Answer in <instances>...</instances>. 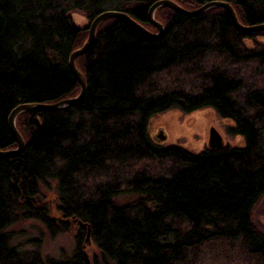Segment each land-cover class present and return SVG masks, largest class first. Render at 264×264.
<instances>
[{"label":"trees","instance_id":"16d2710c","mask_svg":"<svg viewBox=\"0 0 264 264\" xmlns=\"http://www.w3.org/2000/svg\"><path fill=\"white\" fill-rule=\"evenodd\" d=\"M161 0H0V151L16 149L8 128L21 105L54 104L80 87L68 59L101 13L127 14L150 32ZM187 11L229 3L247 27L264 24V0H170ZM154 18L157 39L110 19L75 61L84 98L59 111L24 112L26 146L0 159V264H264V228L253 221L264 199V45L247 41L223 9L198 17L168 8ZM211 109L229 120L242 148L191 154L149 137L151 117ZM52 189L54 211L28 198ZM40 224L54 238L75 229L64 259L42 256V237L18 241L10 228ZM79 223L85 224L82 228ZM89 229V245L85 242ZM18 243L14 246V243Z\"/></svg>","mask_w":264,"mask_h":264},{"label":"rangeland","instance_id":"374dc122","mask_svg":"<svg viewBox=\"0 0 264 264\" xmlns=\"http://www.w3.org/2000/svg\"><path fill=\"white\" fill-rule=\"evenodd\" d=\"M71 17L75 25L79 28H86L90 24L81 13H74ZM152 33H156V30ZM246 45L248 48H251L254 45H264V35L257 36L252 41H247ZM261 86L264 87V82ZM210 128H214L221 136L225 147H243L244 144L241 137H230L227 134L228 128H234L233 123L229 120L220 119L211 109H203L190 114H182L177 110H171L163 114L155 115L149 120L148 134L155 143L161 144L164 147H179L191 154L198 155L207 149ZM158 136H162L164 139H158ZM53 188L54 185H51L50 190L41 187L40 194L33 198V202L51 205V209L54 211L56 198L55 193L52 190ZM253 221L259 227L264 228V199L261 200L259 205L255 208ZM9 231L21 235L14 240V242L18 241L23 245V247L20 248L23 252H30L34 249L31 246L24 247V239H35L39 238L41 235V252L45 259H64L65 257L70 256L74 250L75 229L70 230V232L66 234L51 238L40 224L32 221H24L18 225H13ZM13 245L17 246L18 243H14ZM82 253H86L91 263V249L86 248L82 250Z\"/></svg>","mask_w":264,"mask_h":264},{"label":"water","instance_id":"95a60500","mask_svg":"<svg viewBox=\"0 0 264 264\" xmlns=\"http://www.w3.org/2000/svg\"><path fill=\"white\" fill-rule=\"evenodd\" d=\"M159 8H168V9H170V10H172L178 14L188 16V17H198V16L202 15L203 13H205L211 9L219 8V9H223L225 11V13L229 17L232 25L239 32H241L245 35H252V34H256V33L264 31V24L255 25V26H251V27H247V26L242 25L239 22L233 7L229 3L220 2V1H213V2L206 3V4L202 5L201 7H199L198 9L193 10V11L184 10L183 8L178 6L175 2L170 1V0L158 1V2L154 3L149 8L148 16H147V22L152 27L155 28L156 33L150 32L145 27L141 26L136 21L131 19L125 13H120V12H115V11H108V12L101 13L100 15L95 17V19L89 24L88 35H87V39L84 42V44L80 48L73 51L70 54L69 59H68L69 69H70L73 77L75 78V80L77 81V83L80 87L79 94L74 98L66 99V100H63V101H60V102H57L54 104L21 105V106L17 107L16 109H14L13 111H11V113L8 117V128H9V131H10L12 137H13L14 142L16 143V149L8 150V151H0V159H5V158L17 156L18 154H20L24 150V148L26 146L25 142L23 141L20 133L18 132V130L16 128V119L19 116V114L27 112V111H31V112L59 111V110H63L67 107H70L72 105L77 104L78 102H80L84 98L85 92H86V83H85V79H84L83 75L76 68L75 61L77 58L88 53V51L91 49L93 42H94L95 33H96L98 27L104 21H107L110 19L119 20V21L129 25L130 27L134 28L137 32L143 34L144 36L152 38V39H157L162 35V33L164 31L162 24H160L154 18V13ZM158 139H164V137L158 136ZM224 148H225V144H224L221 136L217 133V131L214 128H210L209 134H208L207 150L214 152V151H220ZM82 226L85 227V224H82ZM87 230H88V234L86 236L85 242L87 245H89L90 233H89V229H87ZM83 258H84L85 264H91L86 253L83 254Z\"/></svg>","mask_w":264,"mask_h":264},{"label":"bare ground","instance_id":"6f19581e","mask_svg":"<svg viewBox=\"0 0 264 264\" xmlns=\"http://www.w3.org/2000/svg\"><path fill=\"white\" fill-rule=\"evenodd\" d=\"M154 15H155V13H154ZM104 22H105V21H104ZM147 30H148V29H147ZM78 94H79V93H78ZM78 94H77V95H78ZM77 95H76V96H77ZM76 96H75V97H76ZM73 98H74V97H73ZM18 107H19V106H18ZM16 108H17V107H16ZM16 108H14V109H16ZM14 109H13V110H14ZM13 110H12V111H13ZM27 112H31V111H27ZM21 114H22V113H21ZM19 115H20V114H19ZM28 200L33 201V198H30V199L28 198ZM79 226L82 227V228H84V227L82 226V223H79ZM87 234H88V230H86V236H87Z\"/></svg>","mask_w":264,"mask_h":264}]
</instances>
